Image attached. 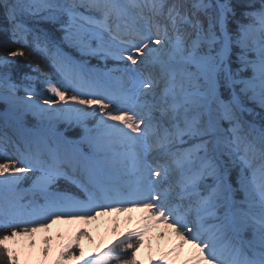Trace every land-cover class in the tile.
<instances>
[{
    "label": "snow or ice",
    "instance_id": "obj_1",
    "mask_svg": "<svg viewBox=\"0 0 264 264\" xmlns=\"http://www.w3.org/2000/svg\"><path fill=\"white\" fill-rule=\"evenodd\" d=\"M0 32V264H142L160 224L148 264H264V0H0Z\"/></svg>",
    "mask_w": 264,
    "mask_h": 264
},
{
    "label": "bare ground",
    "instance_id": "obj_2",
    "mask_svg": "<svg viewBox=\"0 0 264 264\" xmlns=\"http://www.w3.org/2000/svg\"><path fill=\"white\" fill-rule=\"evenodd\" d=\"M23 94V92H21ZM142 211L133 210L124 213H112L111 215H104L98 217L97 220L92 221L87 224L82 222H75L72 225L67 224H57L51 229V235H55L57 231H64L69 228L75 229L77 227H86L93 237L92 242L87 240L82 241L85 246L86 252L97 250V246H103L116 238V235L126 233L127 231L136 228L141 220ZM117 227V233L112 232V228ZM164 232V239H159V233ZM44 233L37 234V241L39 246L40 237ZM178 238L168 229L165 225L160 224L153 228V230L145 238V246L140 250V260L142 264H148L149 259L153 261H158L161 254L174 243H176ZM151 243V251L149 252L148 244ZM189 246H186L184 255H182L178 260L177 264L185 258L187 255Z\"/></svg>",
    "mask_w": 264,
    "mask_h": 264
},
{
    "label": "trees",
    "instance_id": "obj_3",
    "mask_svg": "<svg viewBox=\"0 0 264 264\" xmlns=\"http://www.w3.org/2000/svg\"><path fill=\"white\" fill-rule=\"evenodd\" d=\"M16 47H19V45L13 44L11 42L10 36L8 33L0 32V55L5 54L7 50L14 49ZM28 51H30L31 54L28 57V59L20 60L19 65L17 66L18 72L20 73L28 72L29 65L35 62H39L44 67V71L46 72L53 71V69L50 66V63L47 61V59L42 54L37 53L35 50H32V49H29Z\"/></svg>",
    "mask_w": 264,
    "mask_h": 264
},
{
    "label": "rangeland",
    "instance_id": "obj_4",
    "mask_svg": "<svg viewBox=\"0 0 264 264\" xmlns=\"http://www.w3.org/2000/svg\"><path fill=\"white\" fill-rule=\"evenodd\" d=\"M94 63H95V61H93ZM111 66V65H110ZM0 110H3V105L2 104H0ZM140 252L138 253V259L140 260Z\"/></svg>",
    "mask_w": 264,
    "mask_h": 264
}]
</instances>
